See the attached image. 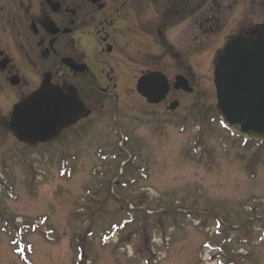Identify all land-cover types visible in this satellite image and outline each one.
Listing matches in <instances>:
<instances>
[{
  "label": "rangeland",
  "instance_id": "obj_1",
  "mask_svg": "<svg viewBox=\"0 0 264 264\" xmlns=\"http://www.w3.org/2000/svg\"><path fill=\"white\" fill-rule=\"evenodd\" d=\"M202 3L220 25L202 44V117L160 138L110 116L84 152L0 171V264H23L19 241L29 264H264V145L220 126L213 85L228 39L264 25V0Z\"/></svg>",
  "mask_w": 264,
  "mask_h": 264
},
{
  "label": "flooded vegetation",
  "instance_id": "obj_2",
  "mask_svg": "<svg viewBox=\"0 0 264 264\" xmlns=\"http://www.w3.org/2000/svg\"><path fill=\"white\" fill-rule=\"evenodd\" d=\"M202 5L0 0V171L24 168L26 157H70L71 148L84 152L83 144L104 137L110 116L126 126L130 118L160 138L171 126L200 119L202 44L220 26L208 25L216 15L209 7L203 13ZM242 32L237 35L249 30ZM178 78L186 88L176 87ZM147 92L151 102L142 94ZM33 98L39 107L62 104L56 119L77 120L51 126L43 119L36 126L32 120L42 111L22 109ZM19 108L17 137L12 127ZM25 138L44 142L28 145Z\"/></svg>",
  "mask_w": 264,
  "mask_h": 264
},
{
  "label": "water",
  "instance_id": "obj_3",
  "mask_svg": "<svg viewBox=\"0 0 264 264\" xmlns=\"http://www.w3.org/2000/svg\"><path fill=\"white\" fill-rule=\"evenodd\" d=\"M214 85L216 109L224 126L232 134L245 140L264 142V26L254 36L234 37L227 42L214 70ZM178 86L184 88L185 85L179 82ZM142 94L149 100L150 93ZM35 103L33 98L22 109L42 111L43 115L39 118L36 115L32 120L36 126L43 122H48L51 126L56 123L66 126L67 122L71 125L77 120L75 116L73 120L69 117L56 119L54 111L62 108L60 103L57 107H39ZM75 105L74 103V107ZM19 110L20 108L16 110L12 127L17 137L20 136L17 130ZM26 142L33 144L37 141Z\"/></svg>",
  "mask_w": 264,
  "mask_h": 264
}]
</instances>
